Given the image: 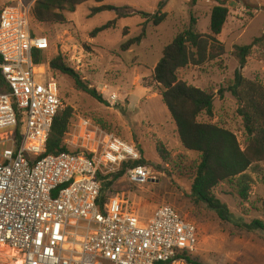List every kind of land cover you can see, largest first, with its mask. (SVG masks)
Instances as JSON below:
<instances>
[{"label":"rangeland","instance_id":"rangeland-1","mask_svg":"<svg viewBox=\"0 0 264 264\" xmlns=\"http://www.w3.org/2000/svg\"><path fill=\"white\" fill-rule=\"evenodd\" d=\"M36 0H0L6 4L33 6ZM161 0H93L80 4L74 12H66L68 22L44 24L31 15L33 30L46 35L50 48L44 52L41 67L50 71L65 98L66 110H73V118L64 142L69 150L87 151L93 148L92 129L100 128L127 142L135 143L145 164L155 171L156 180L130 181L123 174L104 185L103 195L108 199L123 200L127 206L145 218L162 204L175 207L199 229L198 244L192 251L195 258L207 264H264V232L250 231L246 223L255 219L264 221V162L251 169V192L247 201L230 194V186L222 183L215 194L232 213L224 220L203 202H196L191 194V180L174 170L180 156L197 159L198 154L181 147L174 120L162 101L159 86L153 81V71L164 47L186 29L191 16L197 19V29L210 32V16L214 5L225 2L229 14L218 39L225 53L202 65H189L179 70V78L189 84L214 93V116L202 115V121L225 125L233 130L242 148L246 136L242 120L237 114V101L230 92L218 94L234 76L239 67L232 56L235 45L250 44L264 32V0H165L162 11L167 18L159 25L146 21L140 15L117 20L115 27L96 36L92 30L116 18L115 10H106L91 16V9L102 4L129 7L123 11L142 10L154 13ZM146 35L139 44L123 51L120 46L129 38ZM62 54L91 87L97 88L108 104L78 89L68 75L50 69L49 60ZM242 73L264 83V42L255 46ZM115 96V98H113ZM161 142L171 157L164 161L157 151ZM0 262L5 260L0 257ZM173 264H186L180 260Z\"/></svg>","mask_w":264,"mask_h":264},{"label":"built area","instance_id":"built-area-1","mask_svg":"<svg viewBox=\"0 0 264 264\" xmlns=\"http://www.w3.org/2000/svg\"><path fill=\"white\" fill-rule=\"evenodd\" d=\"M50 48L33 30L30 6L0 12V264H159L193 251L198 226L168 204L140 217L123 200L103 202V177L156 180L138 146L100 128L93 148L44 154L65 107L59 84L38 70ZM115 98V96H113ZM177 262V261H176Z\"/></svg>","mask_w":264,"mask_h":264},{"label":"trees","instance_id":"trees-1","mask_svg":"<svg viewBox=\"0 0 264 264\" xmlns=\"http://www.w3.org/2000/svg\"><path fill=\"white\" fill-rule=\"evenodd\" d=\"M87 1L90 0H36L30 13L40 23L64 24L68 22L66 12H74L80 4ZM93 1L103 2L105 0ZM3 6L0 7V12ZM164 6L165 0H161L154 13L135 9L125 12L123 10L129 7L110 4L93 7L91 16L106 10H115L117 16L94 28L92 35L96 36L115 27L118 19L133 15H140L146 21H153L155 25H159L167 18V12L162 11ZM228 14L229 8L225 2L220 1L214 5L211 10L209 33L200 32L197 29V19L191 16L189 26L164 47L163 54L153 71V81L159 86L162 101L175 122L181 147L198 154V158L193 160L180 156L178 161L174 162L173 168L191 180L192 198L196 202L205 203L224 220L232 219V213L215 194V188L222 183H227L231 188L230 194L236 195L242 201H247L252 184L249 170L258 169V164L264 162V83L257 78H247L242 73L253 54L254 47L263 44L264 32L250 44L235 45L232 56L238 61L239 67L235 70L234 76L227 80V85L218 91L220 96H223L225 92H230L237 101V114L242 120L246 136L245 148H242L236 133L230 128L200 119L202 115L208 118L214 116L215 95L211 91L180 79L178 72L189 65H202L210 60L218 59L225 53V47L218 39V35L223 30ZM145 35L146 31L143 28L140 35L129 38L121 44L120 48L123 51L130 49L133 45L139 44ZM34 58L36 63L43 62L44 52L35 51ZM49 65L51 70L71 77L78 89L98 102L108 104L103 94L97 88L91 87L79 72L67 63L62 54L51 58ZM5 90L3 78L0 75V93ZM63 99L65 100L64 97ZM72 118L73 110L70 107L58 114L44 154L84 151L69 150L64 142ZM157 151L164 161H168L171 157L170 152L161 142H157ZM146 162L142 158L137 163ZM123 174L124 170H121L117 174L103 177L101 195L103 202L109 200L103 195L105 183ZM262 177L264 181V174ZM245 226L250 231L264 232V221L259 219L246 223ZM180 260L185 261L186 264H207L195 258L192 251L185 249L178 251L169 262L159 264H173Z\"/></svg>","mask_w":264,"mask_h":264}]
</instances>
